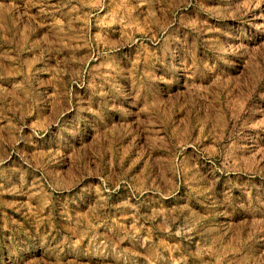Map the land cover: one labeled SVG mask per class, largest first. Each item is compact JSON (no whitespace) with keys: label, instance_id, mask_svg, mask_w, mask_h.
<instances>
[{"label":"rangeland","instance_id":"rangeland-1","mask_svg":"<svg viewBox=\"0 0 264 264\" xmlns=\"http://www.w3.org/2000/svg\"><path fill=\"white\" fill-rule=\"evenodd\" d=\"M0 264H264V0H0Z\"/></svg>","mask_w":264,"mask_h":264}]
</instances>
